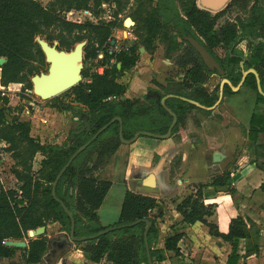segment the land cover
<instances>
[{
  "label": "trees",
  "instance_id": "1",
  "mask_svg": "<svg viewBox=\"0 0 264 264\" xmlns=\"http://www.w3.org/2000/svg\"><path fill=\"white\" fill-rule=\"evenodd\" d=\"M156 1L159 40L164 47L163 59L172 61L177 69L183 71L181 82H172L166 86L154 82L158 90L148 88L147 94L142 99L117 101L116 99H121L126 90L123 85L116 83L113 77L130 70L139 59V49L129 46L126 52L116 56V63H119L120 67L117 69L116 64L111 67V77L107 74V70L103 75L92 76H88L86 71L82 72L83 80L89 79L90 83L74 87L72 92L78 103L87 107L85 118L90 131H84L69 138V146L38 144L29 137V130L23 124L5 126L9 128L7 132L0 128V140L8 141L11 147L12 140H8V134L18 130L21 140L27 146L29 159L36 154L44 157L42 167L49 163L52 157L63 153L66 155L63 163L47 179L49 186H45L46 182L43 183V179L38 178L30 166H26L24 172L11 171L20 186L18 191L0 189V260H11L16 252H20L25 264H39L46 250L48 238L43 234L34 240H27V233L46 227L49 223H56L59 225L60 232L69 233L70 219L53 199L52 185L68 159L112 119L116 117L121 119L122 136L126 141L140 132L163 136L172 122V118L160 104L164 97L184 98L205 108H210L217 102L219 84L213 92L206 90V85L216 73L207 68L199 53L187 39L196 42L218 64L224 74L223 79L228 80L232 86H237L242 75L240 64L243 54L237 50V46L241 42H247L248 54L242 64L243 70L253 69L257 73L264 93V0H232L225 11L215 15L199 9L196 0H190V3L183 7V14L177 10L176 0ZM88 4V0H55L53 4L43 7L35 0H0V57L6 60L1 68L0 86L23 84L28 76L38 71L33 65L42 61L44 56L35 40L38 37H44L47 41L50 39L49 32L52 30H59L67 35L75 32L91 35L97 47L86 53L85 60L92 61L96 57V52L111 38L115 25L113 23L94 25L89 22L75 24L61 17V13L72 10L89 11ZM233 10L245 13V16H237L233 22L228 21L219 25V20ZM90 14L96 15L91 12ZM217 49L225 52L223 57L216 55ZM87 50L85 48L83 52ZM105 58L107 60L109 56L106 54ZM243 87L256 95L258 104L264 105V97L258 94L253 75L246 77ZM231 94L230 88L225 85L223 96ZM165 106L177 118L172 136L184 124L189 111L201 112L200 109L175 98L166 100ZM60 109L66 112L71 111V108L64 105H61ZM204 113L209 112L204 111ZM250 126L257 130L248 133V140L256 143V135L264 134V116H252ZM118 134L119 124L115 122L72 162L56 186V198L72 214L74 237L77 239L97 235L109 228L124 227L147 220L150 261L152 264H161L165 260L164 253L172 252L175 256L178 255V243L184 234L176 233L169 236L166 229L165 232L162 231L164 233L162 247L154 248L162 230L157 224L163 215L155 199L126 190L117 223L104 228L98 222L97 210L111 184L98 179L95 174L109 163L120 147ZM242 134H246L244 130ZM258 149L260 147L256 146V156H258ZM14 157L17 158V156ZM230 184L229 172L214 176L209 184L198 185L195 195L183 200L175 211L180 215L182 219L180 223L183 226L206 227L210 237L229 244L231 253L226 258L225 264H239L240 257L237 250L240 241H245L243 259L257 255L259 251L257 245L249 244L250 228L238 216L230 221L227 233L220 234L217 228L207 221V218L212 216L210 211L212 205L203 203L202 192L208 187H212L218 193L223 192L232 196L235 191L230 188ZM154 211L157 213L155 216L152 215ZM144 232L145 224L141 222L130 228L114 230L92 241L76 243L74 247L85 244L80 250L86 260L92 264H99L102 261L110 264H149ZM24 240H27L26 249L18 250L4 246L5 241Z\"/></svg>",
  "mask_w": 264,
  "mask_h": 264
},
{
  "label": "crops",
  "instance_id": "2",
  "mask_svg": "<svg viewBox=\"0 0 264 264\" xmlns=\"http://www.w3.org/2000/svg\"><path fill=\"white\" fill-rule=\"evenodd\" d=\"M72 12L80 13L73 10ZM246 57L247 55L244 54L243 60ZM209 69L215 73V68L213 70L209 67ZM129 74L126 73L116 81L126 90L121 99H142L147 94L149 85L145 83L144 78H131ZM152 77L159 85L166 86L163 76L158 74L157 76L152 75ZM182 78L183 75L178 76L175 82H181ZM17 86L19 85L10 84L7 88L9 90ZM254 115L264 116V105L256 102V95L253 92L242 87L236 93L224 95L221 103L208 114L201 110L193 117L194 119L188 120L187 117L184 122L186 124L184 134L182 133L181 138L177 141L175 135L168 140L141 136L132 144H121L98 175L101 177L100 180L108 181L111 184L96 213L100 226L106 228L117 223L126 190L155 199L163 217L169 219V222H165L168 225L173 222L180 223L182 219L175 209L183 200L195 195L196 190L193 186L207 185L211 182L212 177L220 176L224 172L230 174L232 189H234L236 197L243 198V200L251 197L256 198L258 192L261 191L260 185L264 183V171L260 165H257L256 146L264 151V134L256 135V143L248 140V133L257 130L250 126L251 117ZM242 130L245 131V135L242 134ZM238 148H241V153L237 162H233V154ZM177 157L179 159L174 163ZM230 162L233 164L231 165ZM234 164L240 167L233 169L236 167ZM105 173H108L107 179L102 178ZM150 176L153 179L152 188L145 185V181ZM114 183L123 188L121 203L117 208L116 216L102 218V205ZM206 191L213 193L215 190L208 187ZM117 194L119 197V188ZM204 203L217 207L216 213L208 219V222L213 224L220 234H226L230 221L237 215L235 211L231 210L233 207L232 196L219 192ZM205 229L206 227L200 225L193 228L185 226V235L180 242L188 241L190 249L183 253L178 243V253L182 257H177L172 252H166L164 253L165 260L161 264H225L226 258L231 253V246L223 243L220 239L210 237L207 231L204 232ZM44 234L49 241L65 233L58 229L53 234L45 227ZM160 239L161 236H159V241ZM163 239L164 235L161 239L162 244ZM46 250L39 264H92L86 260L82 251L74 246L72 250L67 249L57 254L55 258L44 260ZM237 252L240 257L239 264H264V254L261 248L257 255L243 259L245 241H240ZM178 259L180 260L177 261ZM8 263L9 261L0 260V264ZM99 264L110 263L102 261Z\"/></svg>",
  "mask_w": 264,
  "mask_h": 264
},
{
  "label": "rangeland",
  "instance_id": "3",
  "mask_svg": "<svg viewBox=\"0 0 264 264\" xmlns=\"http://www.w3.org/2000/svg\"><path fill=\"white\" fill-rule=\"evenodd\" d=\"M39 2L43 7H47L50 4H53L55 0H35ZM89 11L96 15H91L92 19H97V24L102 23H113L115 27L112 29L111 37L114 40L119 41L124 44V42H128V46H135L136 48L143 49L144 52L141 54L138 51L139 59L137 63L130 68L127 72L116 75L113 77L116 82L121 77H123L126 73L132 77H140L144 78L145 83L149 85V88H155L154 79L152 75L157 76L158 74L163 76V80L168 84H172L178 78V76L183 75V71L177 69L175 65H173L172 61L163 59V44L159 40V22L157 21V1L156 0H88ZM197 2V0H196ZM190 0H176L175 5L177 10L182 13L183 7L188 5ZM227 8V7H226ZM89 11H79L82 13H90ZM225 11V10H223ZM221 11V12H223ZM77 12V11H76ZM220 13V12H219ZM66 13H61V17L65 19ZM218 14V13H217ZM237 16H245V13L239 12L238 10H233L222 17L218 24L221 25L228 21H234ZM81 17L78 20L79 24H85L89 21L86 14L84 15H76L74 14L71 18ZM131 19L134 22V26H124V22L126 19ZM105 19V20H104ZM90 23V22H89ZM93 24V23H91ZM95 25V24H94ZM49 37L47 41L44 37H38L41 40L47 42L50 46L56 43V48L58 51H64L66 53L72 51L76 44L85 42L88 50L83 52V62L87 64L88 68L86 71L88 76L95 75V58L92 61L85 60V55L92 48H96L97 45L94 43V38L85 33H73L71 35H67L65 33H61L59 30H52L49 32ZM80 40V41H79ZM195 47L198 46L195 43H192ZM84 48V49H85ZM237 50L242 52V54H248L247 51V42H241L237 46ZM216 55L218 57L224 56V51L221 49H217ZM116 68L119 69L120 64L115 63ZM114 64V65H115ZM113 65V66H114ZM38 69L34 75H38L40 73H45L47 69V64L44 61L37 62L33 65ZM119 66V67H118ZM166 66V67H164ZM167 68V69H165ZM111 67L107 69V74L111 77L112 71ZM220 69V68H219ZM221 71V69H220ZM84 72V71H83ZM222 72V71H221ZM105 73V72H104ZM215 75L212 76L211 80H214V83L210 82L206 85V90L209 92H213L214 88L221 83L223 80L224 74L220 75L217 71H215ZM223 73V72H222ZM28 76L23 84H17L19 86L12 87V89L5 90L0 88V117H1V125L0 128H3L4 132H7V128L5 126L11 127L15 124H23L29 130V137L32 138L36 143L41 145H50L56 144L58 146L65 144V146H69L70 142L69 138H73L79 130L84 128V121L87 122L85 116L87 114V107L78 103L75 94L72 90H69L60 96L48 100L41 101L37 96L32 94V86L30 83V79L34 76ZM87 80H83L79 85H86ZM78 85V86H79ZM77 87V86H76ZM75 87V88H76ZM12 90V91H11ZM17 90V91H15ZM164 93V92H163ZM110 100V99H108ZM117 101L122 100L120 98L116 99ZM135 100V99H134ZM61 105L68 106L71 108V111L66 112L60 109ZM198 114V111H189L186 114V118L194 119L193 117ZM203 116V115H201ZM206 117V116H205ZM143 126L147 124H142ZM186 127V124H182L179 131L175 133V140H179L182 136V133ZM146 128V127H145ZM13 134H8L9 141L12 140V147L8 143V141L0 140V189L4 190H14L18 191L20 184L16 181L11 171L16 170L18 172H24L26 166H30L32 172L37 174L38 178L43 179V183L46 182L45 186H49L48 180L51 174L55 171L56 168L63 163L65 160V154H60L57 157H52L49 159V163L41 166L44 157L40 154L34 155L32 159H29V152L27 150L26 144L21 140L18 130H13ZM184 134V133H183ZM241 153V148L236 149L233 154V162H237L239 154ZM258 153V162L257 165L261 167L264 171V151L262 149L257 150ZM14 156H17L15 159ZM177 159L174 161L177 162ZM18 162H20L18 164ZM23 162V163H21ZM232 165L233 163L230 162ZM236 167L233 169H238ZM99 172L95 174V177L98 179L101 178ZM108 173L103 175V179L108 178ZM51 186V185H50ZM117 186L119 188L120 194L118 197L117 194ZM112 185L110 192L108 193L106 200L102 205L101 217H114L117 214V208L119 207L123 188L121 185ZM194 190L198 187V185L193 186ZM230 188H232L230 186ZM261 191L258 192L257 197L249 198L243 200V198L236 197L235 194L232 195L233 207L232 211L237 214L236 217L240 216L250 228V240L249 244L251 246L257 245L262 249V253L264 254V183L260 185ZM63 187V192H64ZM112 191V192H111ZM71 193V191H70ZM112 193V194H110ZM218 191H214L213 193L207 192L206 189L203 190V203L208 201L209 198L215 197ZM110 195V196H109ZM119 198V200H118ZM108 199V200H107ZM119 203V204H118ZM205 205V203H204ZM217 207L212 205L210 211L212 216L216 213ZM157 213L154 211L152 214L155 216ZM234 217V218H236ZM209 218H207L208 221ZM167 220V221H166ZM250 222H249V221ZM165 222H169V219H165L162 215L158 221V228L160 230V236L164 235L163 232L168 229L169 236H173L176 233H182L185 235V226L182 223H171L168 225ZM163 225V226H162ZM112 226V225H111ZM50 233H55L59 229V225L56 223H49L46 225ZM171 231V232H170ZM209 232L206 228L204 232ZM65 233V232H64ZM67 234V233H65ZM187 238V237H186ZM158 241L154 248H160L162 246V241ZM27 240H34L33 238H29L27 236ZM27 240H24L27 244ZM242 244V243H241ZM181 246V250L183 253H186L185 250L190 249L189 242H179ZM85 244H81L76 248L81 249ZM187 246V247H186ZM62 256V255H61ZM60 256V257H61ZM181 256L178 253L177 257ZM182 257V256H181ZM178 259L177 261H179ZM9 261L8 264H25L22 261L20 252H16L14 257ZM264 262V261H263Z\"/></svg>",
  "mask_w": 264,
  "mask_h": 264
},
{
  "label": "water",
  "instance_id": "4",
  "mask_svg": "<svg viewBox=\"0 0 264 264\" xmlns=\"http://www.w3.org/2000/svg\"><path fill=\"white\" fill-rule=\"evenodd\" d=\"M231 1L232 0H197L196 5L199 9L206 11V12H209L212 15H215V14L225 10L226 7L231 3ZM124 26L133 27L134 22H132L131 19L128 18L125 20ZM187 40L196 49V51L199 53L203 63L207 66L208 69H209V67H211L213 70L215 68L216 69L215 71H217L220 75L223 74L220 71L216 62L196 42H194L191 39H187ZM35 42L38 44L40 51L44 56V61L48 65V68H47L46 73H40L38 75H34L30 79V83L32 86V94L34 96H37L41 101H48V100H51V99H54V98L60 96L61 94L65 93L69 90H72L74 87L78 86L82 82V72L87 70V68H88L87 64L83 62V50L86 46L85 42H81V43L76 44L74 49L68 53H66L64 51H58L56 48V43H54L52 46H50L47 42L41 40L40 38H36ZM192 43H195L198 46V48L195 47ZM142 52H144V50L140 49L139 53L141 54ZM245 60H243V62ZM243 62H241V64H240V68L242 70L240 82L237 84V86H232L228 80H226V79L221 80V83L219 84L218 100L210 108H205L203 106H200L196 102L189 101V100H186L184 98H178L175 96L164 97L161 100L160 104H161L162 108L172 118V122H171V124L167 130V133L165 135L156 136V135L148 134L145 132H140V133L135 134L131 140L126 141L123 139V136H122V132H123L122 121L119 117H116V118L112 119L107 125H105L100 130H98L95 133V135L86 144H84L81 148H79L68 159L66 164L60 170V172L58 173V175L55 178V181L52 185V190H51V194H52L53 199L58 202V204L60 205L62 210L66 213V215L70 219V230H69L68 234L59 235L55 239L48 241V243H47L48 248L46 250V254L43 257V259L45 260L46 258H55L57 254H60L67 249L72 250L74 244H76V243H84L86 241H92V240L97 239L98 237L105 235L109 232H112L114 230L122 229V228H130V227L142 222L145 224L144 244H145V248L147 251V258H148L149 264H152L150 261L149 252H148L149 248H148V244H147V232L149 229V222L147 220H142L140 222H136L134 224H130V225H127L124 227L121 226V227L109 228L103 232H100L97 235H94V236H91V237H88L85 239H77L74 237V219H73V216L66 209L64 204L62 202H60L59 200H57L56 194H55L56 186H57L58 182L60 181L61 177L63 176V174L65 173V171L70 167L72 162L82 152H84L90 146V144L93 143L98 138V136H100L106 129H108L115 122H118V124H119L118 137H119V141L121 144H125V145L132 144L141 136H146V137H150V138L158 139V140L170 139L172 136V130L174 129V127L176 125L177 118H176V115L172 111H170L168 108H166V106H165V102L168 99H171V98L179 99L180 101L188 103V104H190V105H192V106H194V107H196L202 111H206V112L213 111L221 103V101L223 99L224 86L225 85L228 86L232 93H236L243 87V84H244L246 77L250 74L255 77L258 94L260 96L264 97V93L262 92V89L260 86V80H259L257 73L253 69H249L247 71H244L243 65H242ZM5 63H6V60L4 58L0 57V76H1V68L5 65ZM208 65H209V67H208ZM211 82L214 83V80H211ZM84 131L85 132L90 131V126L86 121H84V128L79 130L78 133H76L75 135H78ZM145 185L148 187H151V188L153 187L152 176H150L145 181ZM44 233H45V227H41V228H38L36 230L29 231L27 233V236L29 238L35 239L37 237L42 236ZM4 246L8 247V248L22 250V249H26L27 244L24 241H5Z\"/></svg>",
  "mask_w": 264,
  "mask_h": 264
},
{
  "label": "built area",
  "instance_id": "5",
  "mask_svg": "<svg viewBox=\"0 0 264 264\" xmlns=\"http://www.w3.org/2000/svg\"><path fill=\"white\" fill-rule=\"evenodd\" d=\"M75 14V12H68L65 14V20L67 22L70 23H75V24H79L78 20L81 17H75V18H71L73 15ZM86 14L88 17V20L90 23L93 24H97V19H92V16L90 13H82L80 12L79 14L76 13V15H84ZM105 20V19H104ZM128 42H124V44L120 43L117 40H114L112 37L109 38L104 45L96 52V57H95V63H96V68H95V74L97 75H103L104 72L109 68L112 67L115 63H116V56H118L119 54H121L122 52H126L128 49ZM108 55L109 58L106 60L105 55ZM87 83H90V80H87ZM1 88V87H0ZM3 90H5V88H1ZM8 90V88H7ZM231 187H233V184H230Z\"/></svg>",
  "mask_w": 264,
  "mask_h": 264
},
{
  "label": "flooded vegetation",
  "instance_id": "6",
  "mask_svg": "<svg viewBox=\"0 0 264 264\" xmlns=\"http://www.w3.org/2000/svg\"><path fill=\"white\" fill-rule=\"evenodd\" d=\"M47 68H48V65H47ZM46 71H47V69H46ZM46 73V72H45Z\"/></svg>",
  "mask_w": 264,
  "mask_h": 264
},
{
  "label": "bare ground",
  "instance_id": "7",
  "mask_svg": "<svg viewBox=\"0 0 264 264\" xmlns=\"http://www.w3.org/2000/svg\"><path fill=\"white\" fill-rule=\"evenodd\" d=\"M133 22V21H132Z\"/></svg>",
  "mask_w": 264,
  "mask_h": 264
}]
</instances>
